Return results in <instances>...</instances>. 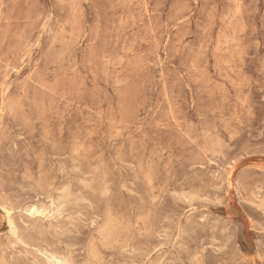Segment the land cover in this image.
Masks as SVG:
<instances>
[{"label":"rangeland","instance_id":"1","mask_svg":"<svg viewBox=\"0 0 264 264\" xmlns=\"http://www.w3.org/2000/svg\"><path fill=\"white\" fill-rule=\"evenodd\" d=\"M0 264H264V0H0Z\"/></svg>","mask_w":264,"mask_h":264},{"label":"bare ground","instance_id":"2","mask_svg":"<svg viewBox=\"0 0 264 264\" xmlns=\"http://www.w3.org/2000/svg\"><path fill=\"white\" fill-rule=\"evenodd\" d=\"M242 3V2H241ZM4 101V100H3ZM178 239V238H177ZM259 253V252H258ZM260 257V256H259Z\"/></svg>","mask_w":264,"mask_h":264}]
</instances>
